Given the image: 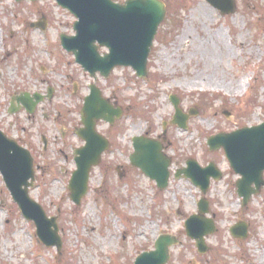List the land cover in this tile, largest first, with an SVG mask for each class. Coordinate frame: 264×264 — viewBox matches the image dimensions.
Masks as SVG:
<instances>
[{
	"label": "rangeland",
	"instance_id": "rangeland-1",
	"mask_svg": "<svg viewBox=\"0 0 264 264\" xmlns=\"http://www.w3.org/2000/svg\"><path fill=\"white\" fill-rule=\"evenodd\" d=\"M162 1L167 17L149 56L148 76L139 79L130 67H118L95 81L62 47V34L75 35L77 19L68 10L56 0H0V129L33 154L30 197L58 219L63 241L61 253L40 241L0 173V264H135L161 235L178 240L168 264H264V188L243 206L239 175L223 149L210 151L207 145L211 136L264 123V0H234L236 10L227 15L208 0ZM44 20L45 31L31 27ZM94 84L123 116L113 125L98 122L110 147L91 170L87 196L76 206L68 184L76 150L85 145L76 129ZM25 94L45 99L31 115L14 102L12 114L13 99ZM172 95L190 115L186 130L171 124ZM141 136L160 141L162 153L172 159L166 189L131 164L133 139ZM189 160L202 167L213 162L222 179L213 180L204 194L191 179L175 178ZM202 198L216 224L204 255L185 224L199 214ZM241 222L249 235L237 240L230 229Z\"/></svg>",
	"mask_w": 264,
	"mask_h": 264
},
{
	"label": "water",
	"instance_id": "water-1",
	"mask_svg": "<svg viewBox=\"0 0 264 264\" xmlns=\"http://www.w3.org/2000/svg\"><path fill=\"white\" fill-rule=\"evenodd\" d=\"M18 3L26 0H16ZM33 3L37 0H27ZM77 18L74 24L75 35H61L60 40L65 51L75 56V61L84 72L90 73L93 79L100 74L107 79L118 67L131 68L139 79L149 74V56L153 49L161 23L167 17V8L162 0H126L124 4L113 0H56ZM223 15L233 13L234 0H208ZM32 28L46 30V20L31 24ZM101 50H105L102 53ZM51 92L49 98H52ZM81 112L83 127L76 130L77 135L85 142L75 153L76 171L69 182L70 196L73 203L79 206L87 196L91 170L100 165L103 154L109 150L110 143L97 130L99 121L113 125L123 116V109L115 108L106 99L96 84L90 87ZM35 100L28 94L13 99L26 108L29 114L43 102L45 96L35 94ZM176 115L171 124L188 129L190 115L181 109V101L171 96ZM10 112L17 113L13 107ZM194 116L198 112L193 113ZM210 150H224L230 166L241 178L236 187L243 199V206L258 195L264 188V123L255 127H244L233 133H222L211 136L208 140ZM134 152L130 156L132 166L156 181L159 189L169 185L172 159L166 157L163 145L158 140L141 136L133 139ZM0 173L4 177L6 188L18 205L26 220L34 222L37 235L48 247H56L61 253L63 241L59 234L58 219L50 218L44 208L30 197V190L36 179L33 155L19 142L11 139L0 129ZM175 178L191 179L193 184L206 194L212 180L222 179L221 170L212 162L202 167L195 160L187 162V168L179 169ZM209 203L202 199L199 214L192 215L186 221V233L196 242L200 254L208 251L206 237L216 231V224L207 217ZM230 232L235 239H246L249 235L248 225L238 223ZM178 244L174 236L161 235L154 248L136 258L135 264H168L171 260V248Z\"/></svg>",
	"mask_w": 264,
	"mask_h": 264
},
{
	"label": "bare ground",
	"instance_id": "bare-ground-1",
	"mask_svg": "<svg viewBox=\"0 0 264 264\" xmlns=\"http://www.w3.org/2000/svg\"><path fill=\"white\" fill-rule=\"evenodd\" d=\"M219 40H220V37H218L217 38V40H216V42L218 43L219 42ZM252 81V78H250V77H248L246 80H245V85L247 86V85H249L250 84V82ZM196 83H199V84H205V86L206 87H212V88H214V89H217V90H220V89H223V86L222 85H214L213 84V82L210 80V81H204L203 83H202V81L201 80H199V81H197Z\"/></svg>",
	"mask_w": 264,
	"mask_h": 264
}]
</instances>
